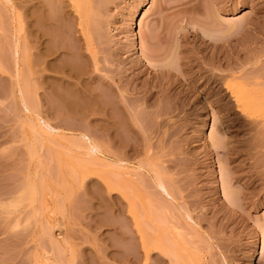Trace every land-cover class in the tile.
Here are the masks:
<instances>
[{"label": "rangeland", "instance_id": "obj_1", "mask_svg": "<svg viewBox=\"0 0 264 264\" xmlns=\"http://www.w3.org/2000/svg\"><path fill=\"white\" fill-rule=\"evenodd\" d=\"M143 1L0 0V264H264V0Z\"/></svg>", "mask_w": 264, "mask_h": 264}, {"label": "bare ground", "instance_id": "obj_2", "mask_svg": "<svg viewBox=\"0 0 264 264\" xmlns=\"http://www.w3.org/2000/svg\"><path fill=\"white\" fill-rule=\"evenodd\" d=\"M141 1H143V0H141ZM144 2V1H143ZM142 3V2H141ZM141 3H140V1H139V5H137V7L134 9V14H133V17H132V19H134V17H135V15H136V12H137V9L140 7V5H141ZM37 8V7H36ZM133 10V9H132ZM38 12V11H37ZM131 12V11H130ZM40 13V12H39ZM37 16H38V14H37ZM41 17V16H40ZM40 17H38V19L40 18ZM135 20V19H134ZM38 22H39V20H38ZM38 22H37V24L36 25H38ZM132 22V21H131ZM134 22V21H133ZM132 22V23H133ZM39 24H41V23H39ZM37 27V26H36ZM39 28V27H38ZM131 29L133 28V27H130ZM138 35V34H137ZM134 36H135V34H134ZM134 42V41H133ZM38 46H39V44H38ZM15 53H17V52H15ZM38 60V59H37ZM37 60H34V63H35V65H36V67H37V65L39 64L38 63V61ZM34 65V66H35ZM41 65V63L38 65V66H40ZM37 68H39V70H37V69H34V68H32V70H33V72L36 74V76L38 75L39 77H40V79H38L39 77L37 76V78L36 79H38V80H40L41 81V73H42V71H43V69L42 68H40V67H37ZM76 68V67H75ZM74 68V69H75ZM72 69V68H71ZM35 70V71H34ZM75 70H77V69H75ZM72 71V70H71ZM76 72V71H75ZM74 73V72H73ZM33 74V73H32ZM35 74H34V78H35ZM75 74V73H74ZM261 76V75H260ZM264 75H262L261 77H263ZM261 77H259V76H257V79H260L261 80ZM36 79L34 80V81H36ZM256 79V78H255ZM262 79H264V77L262 78ZM259 80V81H260ZM253 81V80H252ZM258 81V80H257ZM257 81H255V82H257ZM258 81V84L257 85H259L260 84V82ZM262 81L263 80H261V83H262ZM36 82H38V81H36ZM41 83V82H40ZM264 83V82H263ZM36 85V84H35ZM38 85H40V84H38ZM252 85V84H251ZM257 85H255V86H257ZM261 85V84H260ZM263 85V84H262ZM261 85V86H262ZM254 86V87H255ZM36 87V86H35ZM38 87V86H37ZM257 88L259 89V87L257 86ZM38 97H39V95H37L36 93H35V103H28V102H26V100L25 99H23V97H22V101L24 102V111H25V113L30 117V119L31 120H25V121H27L26 123H28V124H31V122L34 124V126L36 125L37 127H39L40 129L39 130H41V129H43L45 132H47L48 134H56V133H59V131H60V129H58V128H56V127H54L49 121H47V120H50V119H48V117L46 116V115H44V114H46V113H43L44 111L42 110V106L40 105V102L38 101ZM58 98H60V95L59 96H57ZM62 95H61V99H62ZM61 99H59V101L61 100ZM63 99L65 100V98L63 97ZM62 101V100H61ZM65 101H67V100H65ZM64 102L62 101V104H63ZM68 102H66L65 103V105L67 104ZM100 104V103H99ZM23 105V104H22ZM64 105V104H63ZM68 105V104H67ZM180 105V104H179ZM69 106V105H68ZM72 106V105H71ZM65 107V106H64ZM98 107V106H97ZM242 107V106H241ZM69 108V107H68ZM76 108V107H75ZM104 109V108H103ZM103 109H100L99 108V110H101L102 112H103ZM97 110V109H96ZM131 110V109H130ZM172 110V109H171ZM173 110H176V109H173ZM100 111V112H101ZM137 111H139V110H137ZM129 112V111H128ZM135 112V111H134ZM171 112V111H170ZM98 113V112H97ZM138 113V112H137ZM166 113V112H165ZM173 113V112H172ZM131 114H133V113H131ZM170 114V113H169ZM137 115V114H136ZM136 115L134 116V118L137 120V118H136ZM101 116H103V115H101ZM105 116H107V115H105ZM172 117V116H171ZM139 118V117H138ZM32 119L33 120H36L35 122H33L32 121ZM205 126V125H204ZM36 127V128H37ZM14 136H12V139H14L13 138ZM10 138V137H9ZM9 141H12L11 139L9 140ZM81 141L82 142H84L83 144H82V146H83V148L85 149V151H87L90 155H92V156H97L98 154H102L101 153V151H102V149H101V146L99 145V144H97L96 142H94L93 140H92V138L90 137V136H88V135H86V134H82L81 135ZM14 142V141H13ZM12 143V142H11ZM147 144V143H146ZM151 144V143H150ZM150 144H147L148 146L147 147H149V148H151V145ZM153 147V146H152ZM119 148V147H118ZM148 148V149H149ZM117 149V148H116ZM134 149V148H133ZM136 149V148H135ZM117 151V150H116ZM136 151V150H135ZM138 151V150H137ZM152 151V150H151ZM117 152H119V150L117 151ZM13 154V153H12ZM121 154V153H120ZM120 154L119 155H117V159H115V160H112L113 161V165H112V167H113V169H115V172H114V174H116V176H117V178H120V177H122V174L124 173L123 171H125V173H127V175L128 176H131L130 175V172H132L131 170L133 169V171H137L138 170V168L140 169L141 168V165H139L138 167L137 166H135V162L132 160V158H131V160L129 159V155H127V157H125V153H124V157L122 156V157H118V156H120ZM115 155V153H114V156H116ZM133 155V154H132ZM136 155V154H135ZM13 156H15V155H13ZM3 156H1V158H2ZM132 157V156H131ZM12 158V157H11ZM115 158V157H114ZM13 163V162H12ZM10 165V164H9ZM15 165V164H14ZM14 169V168H13ZM28 169V168H27ZM4 170H6V169H4ZM26 170V169H25ZM0 171H2V170H0ZM7 171V170H6ZM5 172V171H4ZM123 172V173H122ZM1 173V172H0ZM124 173V174H125ZM129 173V174H128ZM5 174V173H4ZM11 174V173H10ZM13 174V173H12ZM132 174V173H131ZM114 176V175H113ZM112 176V177H113ZM6 177V176H5ZM15 177V176H14ZM115 177V176H114ZM9 178V177H8ZM12 178H13V176H12ZM11 178V179H12ZM16 178V177H15ZM122 179H124V177H122ZM126 179V178H125ZM124 179V180H125ZM130 179V178H129ZM1 180V179H0ZM13 180V179H12ZM28 181H30V180H28ZM28 181H27V183H28ZM131 181V180H130ZM1 182V181H0ZM128 182V181H127ZM24 183V182H23ZM30 183V182H29ZM29 183H28V188H29ZM114 183V182H113ZM158 183V187H159V189L161 190L160 192H161V194H162V196H165V195H167L168 196V198H170V197H172L171 196V194H170V192H169V190H168V188H167V186H166V184H164L163 183V181H159V182H157ZM6 185V184H5ZM115 185H118V186H116V187H118L119 188V190L121 189L120 187H119V184H115ZM4 187V186H3ZM124 187V186H123ZM27 187H26V189H28ZM31 188V187H30ZM119 190H118V192H119ZM122 190V189H121ZM126 190V189H125ZM2 191V190H1ZM19 190H18V187L17 186H15V184L14 183H12V184H10V185H7V189L5 190L4 189V191H2V192H0V204L1 203H3V204H1L2 206L4 205V202H6V200L8 201H10V202H8V204H9V208H10V211L11 212H9V214H10V218H9V221H8V224H9V227H10V231L13 229H15V228H17L18 227V219H16V218H18V216H16V212H14V210H15V208H16V205L14 206V204H16V199L18 200V198H16V195L18 194L17 192H18ZM27 191H29V190H27ZM26 191V194L28 193ZM32 191V190H31ZM116 191H117V188H116ZM30 192V191H29ZM22 193V192H21ZM20 194V193H19ZM127 194H129L128 193V191H127ZM124 195V194H123ZM23 196V195H22ZM29 198H31V195H30V193H29ZM129 196H131V195H129ZM2 199V200H1ZM3 201V202H2ZM19 201H17V203H18ZM0 205V206H1ZM12 206H14V209H13V207ZM28 206V205H27ZM26 206V207H27ZM5 207V206H4ZM6 207H8V206H6ZM27 208H29V209H31V205L29 206V207H27ZM26 208V209H27ZM13 209V210H12ZM29 209L27 210V211H29ZM15 213H13V212ZM16 211V210H15ZM31 213V212H30ZM12 215V216H11ZM30 216H32V215H30L29 213H28V215H27V220H28V218H30ZM26 217V216H25ZM30 220V219H29ZM7 225V224H6ZM20 225V224H19ZM29 225V224H28ZM16 226V227H15ZM6 228V227H5ZM12 232H14V231H12ZM14 238V237H13ZM258 239V238H257ZM258 245V244H257ZM256 249V248H255ZM255 251V250H254ZM253 258V257H252Z\"/></svg>", "mask_w": 264, "mask_h": 264}]
</instances>
